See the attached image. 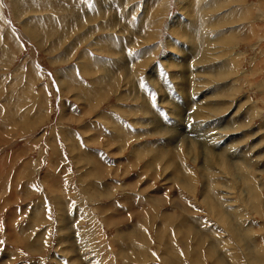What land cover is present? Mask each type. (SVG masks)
Wrapping results in <instances>:
<instances>
[{"label":"rangeland","instance_id":"374dc122","mask_svg":"<svg viewBox=\"0 0 264 264\" xmlns=\"http://www.w3.org/2000/svg\"><path fill=\"white\" fill-rule=\"evenodd\" d=\"M185 2L0 0V264H264V0Z\"/></svg>","mask_w":264,"mask_h":264},{"label":"bare ground","instance_id":"6f19581e","mask_svg":"<svg viewBox=\"0 0 264 264\" xmlns=\"http://www.w3.org/2000/svg\"><path fill=\"white\" fill-rule=\"evenodd\" d=\"M178 1H179V0H178ZM185 1H186V2H185V6H184V5L181 6V10H182V11H184V9L187 8V4H189L188 2H190V0H185ZM193 1H194L193 3H195L197 0H193ZM201 1H203V0H201ZM219 1H220V0H213V1L211 0V2H212L213 4H211V5L208 6L209 9H212V8L214 7V12H215V11L217 10L218 6H219V4H218ZM221 1H222V0H221ZM224 1H226V0H224ZM241 1H242V0H241ZM204 2H205V0H204ZM206 2H207V1H206ZM206 2H205V3H206ZM211 2H208V3L210 4ZM85 3H86V2H85ZM181 3H182V2H181ZM190 3H191V2H190ZM224 3H225V2H224ZM148 4H149V3H148ZM150 4H151V3H150ZM179 4H180V2H179ZM231 4H232V3H231ZM231 4H230V5H231ZM243 4H244V3H243ZM180 5H181V4H180ZM189 5H191V4H189ZM189 5H188V7H189ZM207 5H208V4H207ZM221 5H222V4H221ZM199 6H200V5H199ZM201 6H203V5H201ZM205 7H206V6H205ZM189 8H191V7H189ZM222 8H223V7H222ZM227 8H228V7H227ZM242 8H243V7H242ZM246 9L248 10V8H246ZM148 10H149V8H148ZM187 10H188V9H187ZM207 10H208V9H207ZM244 10H245V9H244ZM146 14H147V13H146ZM183 14H184V12H183ZM178 22H179V21H178ZM178 22H177V23H178ZM176 25H177V24H176ZM178 28H179V27H178ZM178 28H177V29H178ZM29 33L31 34L32 32L29 31ZM33 34H34V33H33ZM33 34H31V35H33ZM33 37H34V36H33ZM244 38H245V37H244ZM235 39H236V38H235ZM207 41H208V40H207ZM210 42H211V41H210ZM212 42H213V41H212ZM188 43H190V42H188ZM190 45H191V44H190ZM199 45H200V44H199ZM177 48H178V47H177ZM187 49H188V48H187ZM145 50H146V49H145ZM143 52L145 53L146 51H143ZM144 53H143V54H144ZM146 53H147V52H146ZM195 53H196V50H195ZM144 55H145V54H144ZM146 55H147V54H146ZM186 55H187V54H186ZM143 57H144V56H143ZM175 58H176V57H175ZM177 58H178V57H177ZM183 58H184V57H183ZM190 58H191V57H190ZM192 58H193V57H192ZM192 58H191V59H192ZM138 59H139V58H138ZM186 59H187V58H186ZM174 60H175V59H174ZM137 61H138V60H137ZM176 61L179 62L178 59H177ZM184 61H185V60H184ZM166 62H167V61H166ZM174 62H175V61H174ZM180 62H181V60H180ZM196 62H197V61H196ZM169 63H170V62H169ZM172 63H173V62H172ZM172 63H171V65H173ZM165 64H166V63H165ZM179 64H180V63H179ZM187 64H188V63H187ZM166 65H167V64H166ZM169 65H170V64H169ZM176 65H177V64H176ZM182 65H183V64H182ZM219 65H220V64H219ZM138 66H139V65H138ZM179 66H180V65H179ZM203 66H204V65H203ZM165 67H166V66H165ZM201 67H202V66H201ZM223 67H224V66H223ZM169 68H171V67H169ZM174 68H176V67H173L172 69H174ZM167 69H168V67H167ZM198 69H199V68H198ZM202 69H203V68H202ZM223 69H224V68H223ZM174 70H176L175 73H177V69H174ZM179 70H180V69H179ZM182 70H183V69H182ZM188 70H189V69H188ZM157 71H158V69H157ZM183 71H185V70H183ZM183 71H182V72H183ZM178 72H179L180 77H181L182 75H185L184 73L181 74L180 71H178ZM189 72H190V71H189ZM198 73H199V72H198ZM177 74H178V73H177ZM190 74H191V73H190ZM204 74H205V73H204ZM213 74H214V73H213ZM157 75H158V74H157ZM179 75H178V76H179ZM136 76H137V75H136ZM149 76H150V75H149ZM173 76H174V75H173ZM191 76H192V74H191ZM196 76H197V74H196ZM184 77H185V76H184ZM156 78H157V77H156ZM156 78H155V79H156ZM173 78H174V77H173ZM189 78H190V77H189ZM176 79H177V78L175 77V80H176ZM178 79H179V78H178ZM178 79H177V80H178ZM181 79H182V78H181ZM192 79H194V77H193ZM197 79H198V78H197ZM145 80H146V79H145ZM184 80H185V79H184ZM186 80H188V79L186 78ZM194 80H196V79H194ZM172 81H173V80H171V82H172ZM179 81H180V80H179ZM188 81H190V80H188ZM191 82H192V81H191ZM198 82H199V81H198ZM172 83H173V82H172ZM185 83H186L185 81H182L181 83L178 84V88H177V89H178V92H179V93H184V92H185ZM147 85H148V84H147ZM191 85H192V84H191ZM193 85H194V84H193ZM62 86H63V85H62ZM174 86H175V82H174ZM189 86H190V84H189ZM194 86H195V89L198 87V86L196 87V84H195ZM194 86H193V87H194ZM168 87H169V86H168ZM171 87H173V86H171ZM173 88H174V87H173ZM186 88H187V87H186ZM188 88H191V87H188ZM188 88H187V90H186L187 93H188ZM171 89H172V88H171ZM171 89H169V90H171ZM174 89H175V88H174ZM174 89H173V91L177 90V89H175V90H174ZM198 89H199V88H198ZM169 90H168V91H169ZM196 90H197V89H196ZM196 90H195V91H196ZM173 91L171 90V93H172ZM216 91H217V90H216ZM169 92H170V91H169ZM196 92L198 93V91H196ZM214 92H215V91H214ZM171 93H170V95H171ZM187 93H186V94H187ZM186 94H185V95H186ZM194 94H195V93H194ZM182 95H183V94H182ZM195 95H197V94H195ZM195 95H194V96H195ZM183 96H184V95H183ZM174 97H175V95H174ZM178 98H179V97H178ZM180 98H181V97H180ZM202 98H203V97H202ZM218 98H219V97H218ZM186 99H187V95H186ZM205 99H206V98H205ZM197 101H198V99H197ZM197 101H193V102H197ZM188 103H189V102H188ZM188 103H187V105H188ZM202 103H203V102H202ZM238 104H239V103H238ZM197 105H199V104L197 103ZM202 107H203V106H202ZM203 109H204V108H203ZM243 109H244V108H243ZM236 110H237V109H236ZM201 111H202V110H201ZM201 111H200V115H201ZM204 112H205V111H203L202 113L205 115ZM197 113H198V112H197ZM197 113H196V117L199 116V115L197 116ZM206 114H207V113H206ZM177 115H178V114H177ZM194 115H195V114H194ZM62 117H63V116H62ZM173 117H174V116H173ZM179 117H180V116H179ZM217 117H218V116H217ZM63 118H64V117H63ZM205 118H207V117H206V116H203L202 119H205ZM220 118H221V117H220ZM220 118H219V119H220ZM186 119H187V118H186ZM197 119H198V118H197ZM200 119H201V118H200ZM200 119H198V120H200ZM151 120H152V119H151ZM153 120H155V119H153ZM207 120H209V119H207ZM207 120H206V121H207ZM210 120H211V119H210ZM210 120H209V121H210ZM175 121H176V119H175ZM204 121H205V120H203V122H204ZM206 121H205V122H206ZM230 121H231V120H230ZM156 122H157V120H156ZM199 122H202V121H199ZM199 122H198V123H199ZM205 122L203 123V126H204ZM212 123H213V122H212ZM153 124H154V123H153ZM194 124H195V123H193V125H194ZM156 125H157V124H156ZM195 125H196V124H195ZM199 125H200V124H199ZM205 125H206V124H205ZM209 125H210V124H209ZM201 126H202V125H201ZM154 127H155V126H154ZM177 127H178V126H177ZM177 127H176V128H177ZM194 127H195V126H194ZM207 127H208V126H207ZM210 127H211V126H210ZM169 128H170V127H169ZM195 128H197V127H195ZM197 129H198V128H197ZM177 130H178V129H177ZM211 130H212V129H211ZM159 131H160V130H159ZM209 131H210V130H209ZM190 132H191V131H190ZM192 132H193V131H192ZM194 132H195L196 134L199 135V133H198L197 131H194ZM211 132H212V131H210V134H209V137H208V139H209L210 141H211V139H212V138H210V136L212 135ZM154 133H155V132H154ZM165 133H166V132H165ZM165 133H164V135H165ZM178 133H180V132H178ZM208 133H209V132H208ZM213 133H214V132H213ZM242 133H243V132H242ZM215 134H216V133H215ZM215 134H214V135H215ZM166 135H167V133H166ZM207 135H208V134H207ZM227 135H228V134H227ZM167 136H168V135H167ZM169 136H170V135H169ZM200 136L205 138V134H204L203 132L200 134ZM217 136H218V135H217ZM219 136H220V135H219ZM219 136H218V137H219ZM176 137H177V136H176ZM180 137H181V136H180ZM195 137H196V136H195ZM230 137H231V136H230ZM206 138H207V136H206ZM167 139H168V138H167ZM196 139H198V138H196ZM199 139H201V138H199ZM216 139H217V138H216ZM178 140H179V139H178ZM183 140H184V139H183ZM213 140H214V139H213ZM176 142H177V141H176ZM200 142H201V141H200ZM205 142H209V141H208V140H205ZM211 142H212V141H211ZM240 142H241V141H240ZM202 143H203V141H202ZM202 143H201V144H202ZM212 143H213V142H212ZM214 144H215V143H214ZM217 144H218V143H216L215 146H217ZM140 145H141V144H140ZM204 145H205V144H204ZM209 145H210V147H211V144H209ZM209 145H208V146H209ZM205 147H206V146H205ZM205 147H204V149H205ZM225 148H226V147H225ZM246 148H247V147H246ZM137 150H138V149H137ZM208 150H209V149H208ZM206 151H207V150H206ZM211 151H212V150H211ZM222 151H223V150H222ZM88 152H89V151H88ZM246 153H247V152H246ZM205 154H206V153H205ZM165 155H166V154H165ZM211 156H212V155H211ZM233 156H234V155H233ZM202 157H203V155H202ZM214 157H215V156H214ZM247 158H248V157H247ZM212 159H213V157H212ZM212 159H211V160H212ZM216 159H217V158H216ZM216 159H215V160H216ZM244 159H245V158H243V160H244ZM94 161H95V160H94ZM175 163H176V162H175ZM212 163H213V162H212ZM214 164H215V163H214ZM217 164H218V163H217ZM96 166H97V165H96ZM206 170H207V169H206ZM102 190H103V189H102ZM153 194H154V193H153ZM96 198H97V197H96ZM35 208H36V207H35ZM133 217H134V216H133ZM37 219H38V218H37ZM37 219H36V220H37ZM63 224H64V223H63ZM67 225H68V224H67ZM61 226H62V225H61ZM65 229H66V227H65ZM19 231H20V230H19ZM62 231H63V229H62ZM67 231H68V230H67ZM67 231H66V232H67ZM15 233H16V232H14V234H15ZM61 233H62V232H61ZM17 236H18V235H17ZM198 236H199V235H198ZM10 239H11V238H10ZM10 239H9V240H10ZM15 239H16V238H15ZM15 239H14V240H15ZM17 239H18V238H17ZM17 239H16V241H17ZM21 239H22V238H21ZM30 239H31V238H30ZM11 240H12V239H11ZM64 241H65V240H64ZM62 243H63V242H62ZM62 243H61V244H62ZM72 245H73V244H72ZM56 248H57V247H56ZM29 249H30V248H29ZM14 250H15V249H14ZM14 250H13V253H14ZM81 260H82V259H81ZM77 262H78V261H77ZM93 263H94V261H93ZM252 264H253V263H252Z\"/></svg>","mask_w":264,"mask_h":264}]
</instances>
